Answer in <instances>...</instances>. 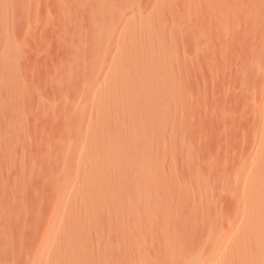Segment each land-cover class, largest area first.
Wrapping results in <instances>:
<instances>
[{
  "label": "rangeland",
  "instance_id": "1",
  "mask_svg": "<svg viewBox=\"0 0 264 264\" xmlns=\"http://www.w3.org/2000/svg\"><path fill=\"white\" fill-rule=\"evenodd\" d=\"M0 13V264H67L54 244L64 239L70 214V228L84 222L83 243L95 248L98 260L89 254L84 264H234L224 249L249 225L245 180L253 161L264 169V0H0ZM140 21H148L153 36L132 35ZM150 40L173 68L162 75L166 92L155 95L165 114L157 116L142 155L131 152L147 168L149 202L119 190L110 173L113 198L95 222L90 204L71 205L60 193L76 194L83 169L104 165L107 153L90 144L96 119L113 140L127 142L145 130L138 115L130 125L122 117L130 102L134 114L147 105L132 82L142 76L140 50ZM111 87L136 93L123 103L107 97ZM59 202L63 221L53 227ZM220 234L224 245L215 248ZM252 240L243 241L250 247Z\"/></svg>",
  "mask_w": 264,
  "mask_h": 264
},
{
  "label": "bare ground",
  "instance_id": "2",
  "mask_svg": "<svg viewBox=\"0 0 264 264\" xmlns=\"http://www.w3.org/2000/svg\"><path fill=\"white\" fill-rule=\"evenodd\" d=\"M1 14V13H0ZM7 14V13H6ZM9 18V17H8ZM2 19V18H1ZM138 22V21H137ZM136 22V23H137ZM146 22H148V21H146ZM145 21H144V23L143 24H145V25H143L142 23H141V21H140V27H139V25L136 27L135 25L133 26V27H136V28H134V29H130L131 30V32H132V35L133 36H135V37H137V36H139V35H143V33L144 34H148V36H150V35H152V30H151V25L148 23H146ZM7 24V23H6ZM143 26H142V25ZM2 27V26H1ZM8 31V30H7ZM141 35V36H142ZM147 36V35H146ZM153 36V35H152ZM140 37V36H139ZM138 37V38H139ZM146 38V37H145ZM150 38V37H149ZM154 39V38H153ZM7 40V39H6ZM146 40V39H145ZM144 40V41H145ZM155 42V41H154ZM143 44V43H142ZM8 46H10V45H8ZM10 48V47H9ZM142 50H140V51H143L145 54H146V60H144L143 59V64H141L140 62V64L141 65H143L141 68H143V73H142V76L140 77V79L137 77V81L135 80V77H133V80L135 81V82H132L133 84L134 83H136L135 84V86H134V88L138 91V93H140V95L141 96H143V94H144V96H143V99H147L148 98V101H147V105L146 106H144V107H142L139 111H137L136 112V114H134V112H132V113H130L131 112V110L133 111L134 110V107H129L130 105V103H128L131 99H130V97H131V95L133 94V93H136V92H133V90L131 89V88H126L125 90L124 89H120L119 91H117V89H119L118 87H111V89H109V91H108V93H107V97L109 98V97H111V99L112 98H115V99H117L118 97H120V98H118V100H122V102L124 103V101H123V99H127V105H128V112H126L125 110H127V109H125V108H122L121 107V104H123V103H121V101H116L117 102V105H118V103L120 104V108H122V109H120V110H122V111H125V115H123L124 114V112H122L123 114V117H122V119H123V121L122 122H124L125 123V121L127 120V121H129V125L130 124H134V123H137V121L138 120H136L135 119V117H140L141 118V120H139L138 121V124H140V123H144V128H145V130H142V131H140V132H138V133H135L134 132V134H133V136L131 135V137H132V139H130L129 141H127V142H125L124 140L123 141H121L122 139H124L123 137H118L117 135H116V137L117 138H115L114 140L111 138V137H108L107 138V136L105 137V135H104V132L105 131H107L106 129H105V125L103 126V123H104V121H102L101 122V120H99V119H96L95 120V122L93 123V126L94 127H92V133L94 132V134H92V136H91V139H90V144H91V146L92 147H94V148H100V149H103L104 150V152H106L107 154H106V160H105V162L103 163L104 165H102V166H100V167H98V168H95V167H85L84 169H83V177H82V181H81V183L79 184V186H78V191H77V193L76 194H74V195H72V194H70L69 193V195L67 194L66 195V192H65V190L63 189V188H61L62 190H64V192H62V193H60L61 195H60V197L61 198H64V200L66 201V203H70L71 205H77L78 203L80 204V202H81V204H83V205H85V207L88 205V204H90V206L88 205L87 206V208H89V209H91V213H90V217H91V215L93 216V219L94 220H96L95 222H101V217H102V214H100L101 213V211H103L104 210V205H106L107 203H109L108 202V200L109 199H112L113 197H111L112 195L110 194V190H108V186L110 185L109 184V177L108 176H110L111 174L110 173H112V175H111V177L113 176L115 179V182L117 183V187H119V190L121 189V190H127L128 188H129V190H130V192H131V194H130V196H131V198L132 199H136V200H139V201H141L143 204H147L149 201H148V196H149V186L148 185H150V184H147V182H146V179H148V177L147 178H145V176H146V170H147V168L145 169L144 168V163L142 164V162H143V160L141 161V164L137 161V160H135L136 159V153L135 154H133L134 155V157H135V159H134V157H133V155H132V153L131 152H135V151H138V153H140L141 155H142V153L144 152V148L147 146V144L149 143V140H151L150 139V136H151V134H152V132H151V129H152V127H154L155 125L154 124H157L158 122V120H156V118H157V116L158 117H160V116H162V114L164 115L165 114V109H163V107L161 108V106H159V104H158V102H157V98H155V95H157L158 93V91H160L161 89L160 88H162V87H165L164 86V84H161L162 82L161 81H163V77H162V75L163 74H168V73H170L171 72V70H172V68H173V65L170 63L171 61H168L164 56H163V54H164V51H157V50H155L156 49V47H154V43L153 42H151V40L147 43V44H145V47H144V44H143V48H141ZM10 51L12 50L11 48L9 49ZM160 50V49H159ZM9 51V52H10ZM8 52V53H9ZM12 52V51H11ZM163 53V54H161V53ZM13 53V52H12ZM129 53H131V52H129ZM134 53H135V51H134ZM138 53H139V51H137V56H138ZM7 54V53H6ZM10 54V53H9ZM141 54V53H140ZM5 55V54H4ZM131 55V54H130ZM142 55V54H141ZM13 56L14 55H12V58H13ZM129 56V55H128ZM134 55H132V57H133ZM144 56V55H143ZM126 58V57H125ZM124 58V59H125ZM139 58V57H138ZM1 59V58H0ZM2 59H3V57H2ZM1 59V60H2ZM7 59H9V61H10V59H11V56L8 58V57H6V59H4V61L5 60H7ZM15 59V58H14ZM14 59L12 60V61H14ZM129 59H130V57H129ZM135 59H137V58H135ZM142 59V58H141ZM132 60H133V58H132ZM3 61V60H2ZM1 61V62H2ZM8 61V60H7ZM11 61V62H12ZM138 61H140V59L138 60ZM137 61V62H138ZM6 62V61H5ZM5 62H3V63H5ZM135 62H136V60H135ZM16 62H13V64H15ZM138 63V64H139ZM11 64V63H10ZM6 65H8L7 64V62L5 63V65L3 66V67H5ZM16 65V64H15ZM125 66V65H124ZM7 67V66H6ZM17 67V66H16ZM15 67V68H16ZM119 67H121V65L119 66ZM1 68V67H0ZM14 69V68H13ZM16 69H18V68H16ZM122 69V68H121ZM124 69H125V67H124ZM2 70H3V68H2ZM4 70L6 71V68H4ZM12 70V68L10 67V69H9V71H11ZM15 70V69H14ZM4 71V72H5ZM7 71H8V69H7ZM13 71V70H12ZM123 71V70H122ZM14 72V71H13ZM17 72V73H16ZM16 74L15 75H17L18 74V72L19 71H17L16 70ZM6 74V73H5ZM2 76L4 77V75L2 74ZM7 76V75H6ZM5 76V77H6ZM9 76V75H8ZM18 76V75H17ZM11 77V76H10ZM20 78V77H19ZM19 78H17L16 80H18ZM9 78L7 77V80H8ZM11 79V78H10ZM10 79H9V82H10ZM7 80H6V82H7ZM20 80V79H19ZM12 81V80H11ZM14 81V80H13ZM1 82V81H0ZM2 82H5V81H2ZM1 82V84H4V83H2ZM128 82V81H127ZM15 83V82H14ZM13 83V84H14ZM16 84H17V82H16ZM124 84H126V83H124ZM10 85V84H9ZM18 85V84H17ZM127 85V84H126ZM131 85V86H130ZM170 85V84H169ZM8 86V85H7ZM6 86V87H7ZM122 86H124L123 85V83H122ZM122 86H121V88H122ZM128 87H133L132 86V84L130 83V81H129V84L127 85ZM126 86V87H127ZM1 87H2V85H1ZM0 87V88H1ZM5 87V88H6ZM11 88H14L13 87V85H12V87ZM125 88V87H124ZM168 88H170V87H167V91L168 90H170V89H168ZM174 88V87H173ZM1 89H3V88H1ZM7 90V89H6ZM8 90H9V87H8ZM20 90V89H19ZM162 90H165V91H163L164 93L166 92V87L165 88H162ZM161 90V91H162ZM174 91V90H170L169 91V95H171V97H174V96H176V94L174 95V96H172V92ZM177 91V90H176ZM3 94H5V91L3 90ZM11 92V91H10ZM12 92H13V89H12ZM14 92H16L15 90H14ZM17 93V92H16ZM142 93V94H141ZM174 93V92H173ZM177 93V92H176ZM8 94H10L11 95V93H9V92H7V96H6V98L8 97ZM18 94H20V92L18 93ZM163 94V93H162ZM138 95V94H137ZM165 95V94H164ZM163 95V96H164ZM168 95V94H167ZM16 96V95H15ZM145 96H146V98H145ZM158 96H161V95H159L158 94ZM162 96V97H163ZM4 98H5V96H3ZM11 97H13V96H11ZM11 97H9V98H11ZM18 97V96H17ZM133 97H135V95H133ZM133 97H132V99H133ZM157 97V96H156ZM177 97V96H176ZM175 97V98H176ZM19 98V97H18ZM18 98H16L17 100H18ZM174 98V99H175ZM8 99V98H7ZM16 99H15V101H16ZM128 99H130V100H128ZM177 99V98H176ZM179 99V98H178ZM113 100V99H112ZM160 100H162L161 98H160ZM8 101V100H7ZM15 101H14V103H15ZM159 101V100H158ZM8 102H10V101H8ZM19 102V101H18ZM126 102V101H125ZM145 102V101H144ZM160 102V101H159ZM162 102H163V100H162ZM169 102H171L170 100H169ZM12 103V102H11ZM174 103V102H173ZM9 104V103H8ZM17 104V103H16ZM175 104V103H174ZM11 106V105H10ZM166 106V105H165ZM124 107V106H123ZM125 107H127L126 105H125ZM175 107H177V106H175ZM264 107V106H263ZM131 108V109H130ZM133 108V109H132ZM180 108V107H179ZM13 109V108H12ZM17 109V108H16ZM125 109V110H124ZM129 109H130V111H129ZM135 110H137V109H135ZM174 110H176V109H174ZM16 111V110H15ZM14 112V111H13ZM140 112H143L144 114H143V116L141 117L140 116ZM170 112V111H169ZM171 112H172V110H171ZM169 114H171V113H169ZM138 115V116H137ZM173 115V114H172ZM1 116V115H0ZM170 116V115H169ZM125 117V118H124ZM172 117V116H171ZM16 119V118H15ZM124 119H125V121H124ZM175 119H177V118H175ZM150 120H151V123H150ZM2 121V120H1ZM5 121V120H4ZM119 121V120H118ZM117 121V122H118ZM160 121V120H159ZM16 122V121H15ZM116 122V121H115ZM115 122H113V124L115 123ZM116 122V123H117ZM119 125L120 126H122L123 124L121 123V121H119ZM177 123V122H176ZM3 124H4V122H3ZM105 124V123H104ZM122 124V125H121ZM179 125V124H178ZM107 126V125H106ZM117 126V125H116ZM126 126H128L127 124H126ZM108 127V126H107ZM119 127V126H118ZM130 127V126H129ZM172 127V126H171ZM156 128H157V125H156ZM155 128V129H156ZM105 129V130H104ZM109 129V128H108ZM129 129V128H128ZM130 129H132V126H131V128ZM138 129V128H137ZM114 130V129H113ZM121 130V129H120ZM119 130V131H120ZM123 130V129H122ZM109 131V130H108ZM107 131V132H108ZM130 130H128V132H129ZM131 131H133V130H131ZM107 132H105V133H107ZM115 132V131H114ZM117 132V131H116ZM150 132H151V134H150ZM176 133V132H175ZM117 134V133H116ZM120 134V133H119ZM127 134V133H126ZM131 134V133H130ZM103 135H104V137H103ZM125 136V135H124ZM130 136V135H129ZM110 138L113 140V141H110ZM114 138V137H113ZM119 138V139H118ZM126 139H127V137H126ZM125 139V140H126ZM260 145V144H259ZM261 146V147H260ZM259 147L261 148V152H260V155L262 154L263 156H264V143L262 144V145H260ZM259 156L260 158H259V160L262 158V159H264L263 158V156ZM132 156V157H131ZM139 156V155H138ZM141 157V156H140ZM143 157V156H142ZM138 159V158H137ZM141 159V158H140ZM143 159V158H142ZM258 159V158H257ZM144 160H145V158H144ZM145 161H147V160H145ZM262 161V160H261ZM253 163H254V168H252V170L249 172V177L245 180V183L248 185V186H246L245 184H243L244 186H246V187H248L249 189V192H248V194L250 195V197H251V199H250V202L248 203V206L246 207V209H245V211H244V209H243V214L245 213V215L246 216H248L247 217V219H249V225H247V224H244V225H247L248 227L246 228V231H245V234L242 236V237H239V236H241V235H239L238 236V238L236 237V240H233V241H231V242H228L227 243V245L226 246H228L229 245V248L227 247L226 248V250L224 249V251H226L227 252V254L228 253H230V255H232L231 253H233L234 254V256H235V259H234V261L231 259L232 257L231 256H229L230 257V259L234 262V264H264V244H262V242H264V241H262L261 242V238H262V236H261V238L260 239H258L257 237H259L257 234H259L258 232H260V231H262V229H264V169H262V167H263V165L262 166H260L259 164H257L258 162L257 161H253ZM252 163V164H253ZM261 163V162H260ZM262 163H264V162H262ZM146 165H147V162L145 163ZM147 167V166H146ZM254 169V170H253ZM148 170H149V168H148ZM148 172H150V171H148ZM149 175H152V174H149ZM154 175V174H153ZM148 176V175H147ZM156 176V175H155ZM154 176V177H155ZM160 176V175H159ZM112 177V178H113ZM153 176H151V178H152ZM157 177V176H156ZM151 178H149V179H151ZM246 178V177H245ZM154 179H156V178H154ZM160 178H158V180H159ZM161 179H163V178H161ZM157 180V181H158ZM151 181V180H150ZM69 183V180H67L66 182H65V186H67V184ZM112 183H113V181H112ZM150 183V182H149ZM243 183H244V181H243ZM115 184V183H114ZM113 187V186H112ZM114 187H116V184H115V186ZM151 188V187H150ZM110 189V188H109ZM114 189H116V188H114ZM113 189V190H114ZM118 189V188H117ZM247 191V190H246ZM114 191H112V193H113ZM125 192V191H124ZM117 194V193H116ZM121 194V193H120ZM125 194V193H124ZM123 194V195H124ZM127 194H129V193H127ZM126 194V195H127ZM152 195V194H151ZM66 196V197H65ZM116 196V195H115ZM118 196V195H117ZM128 197V196H127ZM119 198H121V197H119ZM126 198V197H125ZM124 199V198H123ZM127 199V198H126ZM154 199V198H153ZM58 200V199H57ZM60 200V199H59ZM58 200V201H59ZM116 199H114V201H115ZM119 200V199H118ZM135 200V201H136ZM63 201V200H62ZM114 201H112V203L114 202ZM120 201V200H119ZM138 201V202H139ZM151 201H152V198H151ZM151 201H150V204H151ZM127 202L128 201H126V204H127ZM130 202H131V200H130ZM129 202V203H130ZM62 203V202H61ZM122 203V202H121ZM129 203H128V206H129ZM80 204V205H81ZM109 204H111V201H110V203ZM115 204V203H114ZM245 204V203H244ZM118 205H120V204H117V206ZM148 205V204H147ZM246 205V204H245ZM125 206V205H124ZM151 206V205H150ZM149 206V207H150ZM119 207V206H118ZM141 207H143V206H141ZM146 207V206H145ZM144 207V208H145ZM244 207V206H243ZM111 208V207H110ZM122 208H123V205H122ZM125 208V207H124ZM133 208V207H132ZM147 208V207H146ZM59 209H60V202L58 203V205H57V207H56V209L53 211V213L55 214H51L50 216H51V221H49L50 222V226H53L54 227V225H56V223L58 222V221H63V218L62 217H59L60 215H58L57 216V212L59 211ZM88 209V210H89ZM109 209V208H108ZM119 209V208H118ZM127 209H129V208H127L126 207V210ZM139 209H141V208H139ZM205 209V208H204ZM130 210H133V209H129V211ZM116 211V210H115ZM119 212H120V209L118 210ZM135 210H133V212H134ZM140 211V210H139ZM149 211H152V210H149L148 209V212ZM174 211V210H173ZM205 211V210H204ZM87 212V211H86ZM86 212H85V215H86ZM104 212V211H103ZM108 212V211H107ZM110 212V211H109ZM125 212V211H124ZM142 212V211H141ZM145 212H147V211H145L144 210V213ZM241 212V213H242ZM121 213V212H120ZM136 213V212H135ZM134 213V214H135ZM143 213V214H144ZM59 214V213H58ZM88 214V213H87ZM109 214V213H108ZM128 214H129V212H128ZM134 214H132V215H134ZM138 214V213H137ZM142 214V215H143ZM119 215V214H118ZM122 215V214H121ZM147 215H149V214H147ZM146 215V216H147ZM239 215V214H238ZM237 215V216H238ZM242 215V214H241ZM69 217H68V219H65L64 220V223H65V230H66V235L64 236V239L62 238V240L61 241H57V242H55V244H54V248H55V251H56V253H57V257H58V260L59 261H61V262H63V260H66V262H67V264H84L83 262H84V260H86L87 259V257H89V256H87V255H89L90 254V257H92V254H93V252H92V250H94L93 249V247L91 246V244L89 243V248H90V251L88 250V247L86 248V244L85 243H87V241H84L85 243H83V240H85L83 237L85 236V231H84V233H83V229H81V228H83V227H81L80 225L81 224H83L84 225V222H80V220L78 221V223H74V221H75V216H74V214H70V215H68ZM126 216V215H125ZM144 216V215H143ZM146 216H144V217H146ZM154 216V215H153ZM128 216H126V218H127ZM150 217V216H149ZM92 218V217H91ZM91 218H90V220H89V222L90 221H92L91 220ZM129 218V217H128ZM130 218H131V215H130ZM135 218V217H134ZM69 219L71 220V219H74V221H73V226L71 225V228H70V223L69 222H71V221H69ZM117 219V218H116ZM133 219V218H132ZM93 220V221H94ZM120 219H118L117 221H119ZM123 220H125V219H123ZM127 220V219H126ZM125 220V221H126ZM129 221H130V219H128ZM128 220H127V222H128ZM92 221V223H95V222H93ZM124 221V222H125ZM134 221H132L131 223H133ZM149 222V221H148ZM219 222V221H218ZM80 223V224H79ZM122 224H123V222H121ZM96 224V223H95ZM118 224H119V222H118ZM117 224V225H118ZM120 225V226H123V225ZM125 224V223H124ZM190 224V223H189ZM206 224V223H205ZM136 225V224H135ZM146 225V224H145ZM85 226V225H84ZM143 226V225H142ZM73 227V228H72ZM117 227H119V226H117ZM125 227V225L123 226V228ZM148 227H150V226H148ZM70 228V229H69ZM120 228V227H119ZM119 228H118V230H119ZM122 228V229H123ZM126 228V227H125ZM145 228V227H144ZM235 228V227H234ZM85 229V228H84ZM122 229H120V230H122ZM149 229V228H148ZM237 229V228H236ZM68 230V231H67ZM70 230V231H69ZM143 230V229H142ZM228 231H232L233 230V227L231 226L229 229H227ZM245 230V229H244ZM123 231V230H122ZM120 232L121 234H123L124 233V231L123 232ZM181 231V230H180ZM221 231V230H220ZM234 231V230H233ZM236 231V230H235ZM242 231V230H241ZM117 232V231H116ZM135 232V231H134ZM138 232V231H137ZM222 232V231H221ZM220 232V233H221ZM237 232V231H236ZM263 232V231H262ZM119 233V234H120ZM128 233H130L129 231H128ZM136 233V232H135ZM134 233V234H135ZM140 233V232H139ZM145 233V232H144ZM241 233V232H240ZM243 233V232H242ZM87 234V233H86ZM138 234V233H137ZM206 234H208V233H206ZM205 234V235H206ZM264 234V233H263ZM53 235H58V233H56V231L53 233ZM251 236V237H255L256 238V240H255V243H254V241H253V243H254V245H253V243H252V246H246L247 245V243H246V245L244 244V238H245V236L247 237V236ZM260 235V234H259ZM122 236V235H121ZM131 236V235H130ZM136 236V235H135ZM141 237H142V235H140ZM87 237V236H86ZM125 237H126V234H125ZM133 237V236H132ZM148 237V236H147ZM208 237V236H207ZM128 238V237H127ZM211 238V237H210ZM250 238V237H249ZM248 238V239H249ZM88 239H89V237H88ZM121 239H123V236L121 237ZM135 239V238H134ZM107 240V239H106ZM124 240V239H123ZM205 240V239H204ZM263 240H264V237H263ZM132 241V240H131ZM141 240H139V242H140ZM250 241H251V238H250ZM250 241H249V243H250ZM136 242V241H135ZM224 242H225V239H224V235L223 234H220L219 236H218V238L216 239V242H215V248L217 247V248H221L223 245H224ZM108 243V242H107ZM125 243H126V241H125ZM120 244V243H119ZM123 244V243H122ZM130 244V243H129ZM128 244V245H129ZM132 244V243H131ZM127 245V244H126ZM126 247V246H125ZM131 247V246H130ZM134 247H135V245H134ZM124 249V251H125V248H123ZM130 249V248H129ZM134 249V248H133ZM213 249V253H212V255H209V257L211 256L212 258H214L215 257V255H218L217 253H216V249L214 250V248H212ZM147 250V249H146ZM219 250H221V249H219ZM128 250H126V252H127ZM212 251V250H211ZM224 251H222L223 253H225ZM94 252H96V250L94 251ZM141 252V251H140ZM170 252V251H169ZM221 252V251H220ZM153 253V252H152ZM137 254V253H136ZM211 254V253H210ZM220 254V253H219ZM144 256H147V255H144ZM227 256V257H228ZM93 257H95V255L93 256ZM92 257V259H94ZM142 257V256H141ZM190 257V256H189ZM81 258H84V259H81ZM96 258V257H95ZM187 258V257H186ZM193 258V257H192ZM97 259V258H96ZM188 259V258H187ZM229 259V260H230ZM88 260V259H87ZM98 260V259H97ZM159 260V259H158ZM230 260V261H231ZM80 261H82V262H80ZM147 261V260H146ZM189 261V260H188ZM192 261H193V259H192ZM192 261H191V263L190 264H192ZM213 261V260H212ZM212 261H210V262H207L206 264H212L213 262ZM65 262V263H66ZM229 262V261H228ZM186 263H188V262H186ZM97 264V263H96ZM154 264V263H153ZM231 264V263H230Z\"/></svg>",
  "mask_w": 264,
  "mask_h": 264
}]
</instances>
